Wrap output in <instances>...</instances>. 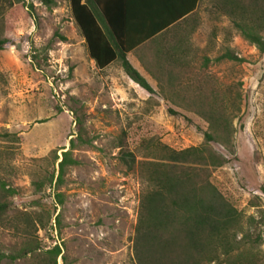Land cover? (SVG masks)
Here are the masks:
<instances>
[{
    "label": "rangeland",
    "instance_id": "1",
    "mask_svg": "<svg viewBox=\"0 0 264 264\" xmlns=\"http://www.w3.org/2000/svg\"><path fill=\"white\" fill-rule=\"evenodd\" d=\"M52 1L34 0L30 10L29 0H0V36L7 41L0 49V133H9L0 135V180L15 189L0 190L9 205L0 252L16 254L0 264H53L47 250L55 244L65 257L57 264H136L144 163L160 155L161 145L203 144L204 133L215 132L200 112L212 109L229 122L230 135L208 143L224 159L209 179L241 213L242 227L260 235L264 264V53L242 36L238 12L227 0H200L178 30L180 43L172 38L183 50L171 64L162 50L148 92L118 60L98 68L69 0ZM259 32L264 36V24ZM71 138L76 163L57 182ZM25 215L35 220L27 231Z\"/></svg>",
    "mask_w": 264,
    "mask_h": 264
},
{
    "label": "trees",
    "instance_id": "2",
    "mask_svg": "<svg viewBox=\"0 0 264 264\" xmlns=\"http://www.w3.org/2000/svg\"><path fill=\"white\" fill-rule=\"evenodd\" d=\"M32 1L34 0H29L27 5L30 10L33 9ZM38 1L45 4L53 2L52 0ZM227 2L241 16L239 18L241 20L235 22L242 36L264 53V36L259 32L264 24V0H227ZM69 3L71 14L84 39L88 55L94 60L95 65L102 69L118 60L132 81L146 91L153 92L154 89L146 77L140 74L126 57L127 52L136 48L138 43L112 44L111 38L102 30L97 19L98 12L105 14L101 0H69ZM188 12L190 11L180 16ZM194 13L195 11L190 14V17H193ZM247 14H251V18ZM176 20L172 21V24ZM186 22L189 21L184 20V23ZM160 30L162 29L157 32ZM180 40L177 37L178 43ZM6 42V39L0 36V49ZM150 48L157 52L156 59L152 63L158 64L159 68L162 50H166L164 51L165 59L170 64L176 60L172 58L173 55H178L183 50L177 49L172 44L165 46L161 43L150 45ZM224 56L242 60L237 55L226 53ZM175 79H177L175 75H168L172 85L175 84ZM200 114L208 116L209 125L216 135L205 132L203 144L183 149L161 145L159 146L160 155L144 163V170H141L146 187L140 197L133 238L136 264H209L213 262L216 264H260V257L256 250L260 243V235L253 236L249 231L250 226L247 229L242 227L241 213L225 199L209 179L210 168L222 165L224 159L215 153L208 143L219 136L228 137L230 124L216 110L201 111ZM0 135L8 136L9 133L4 132ZM73 146L74 141L71 138L69 149L61 152V158L57 163V182H61L65 167L76 163L71 156ZM129 157H132V154L125 153L123 159L128 158L129 166L132 167L134 158ZM57 158L56 156L55 159ZM54 177L53 172L49 178L50 184ZM0 190L9 194L15 192V189L8 187L1 180ZM61 196V193H54L58 203L62 202ZM8 207L6 201H0V222L5 220L4 216ZM23 219V228L27 231L35 220L33 221L29 215H25ZM11 223L16 228V222L11 220ZM239 233L240 236H238ZM47 253L53 264H57L56 260L59 256L63 261L65 260L58 244L48 249ZM6 256L11 259L16 258V254L0 252V260Z\"/></svg>",
    "mask_w": 264,
    "mask_h": 264
},
{
    "label": "crops",
    "instance_id": "3",
    "mask_svg": "<svg viewBox=\"0 0 264 264\" xmlns=\"http://www.w3.org/2000/svg\"><path fill=\"white\" fill-rule=\"evenodd\" d=\"M101 3L105 17L98 12L97 19L102 30L111 38L112 44L138 43L126 57L147 79L159 68L158 64L152 63L157 52L150 45L172 44V38L179 36L178 30L183 27L184 20H190V14L196 11L200 0H101ZM187 11L190 12L180 16ZM174 20L176 22L172 24ZM159 29L162 30L157 32Z\"/></svg>",
    "mask_w": 264,
    "mask_h": 264
}]
</instances>
